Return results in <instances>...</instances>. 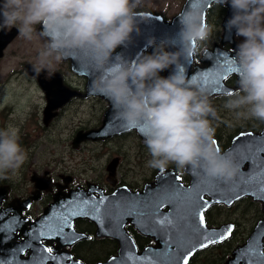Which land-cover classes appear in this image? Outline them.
Segmentation results:
<instances>
[{
    "label": "flooded vegetation",
    "instance_id": "1",
    "mask_svg": "<svg viewBox=\"0 0 264 264\" xmlns=\"http://www.w3.org/2000/svg\"><path fill=\"white\" fill-rule=\"evenodd\" d=\"M188 1L143 0V7L140 10L173 22ZM190 1L195 6L208 5L205 13L206 21L214 25V31L207 48L214 50L215 46L219 45L222 52L233 56L237 44L243 38L236 37L225 28L229 7H219L215 4V0L210 4L206 0ZM44 43L45 41L39 37L32 41L23 39L15 27L0 29V75L6 70L5 60L14 57L12 65H19L20 76H23V78H0V113L5 114V120L10 119V122L4 124L0 120V129L8 125L18 127L21 146L31 157L39 148L41 140L45 138L49 140L48 134L40 132V128L41 134L37 142L28 143L25 139L26 136L33 134L30 129V123L33 122L31 117L39 108V103H43L40 119L44 123L43 127L46 128L57 118L65 117L72 110L82 112V107L85 106L82 101L99 102L97 101L99 99L102 113L93 123L90 121L87 125L84 122H88L89 119L81 118L80 125L72 129L69 138V149L80 150L84 145L83 142H90L92 144L90 150L95 149V163L90 169H87L86 165L84 171L79 170L75 175L71 169L63 167L67 159H60L63 162L60 163L55 161V154H46L48 159L43 160L41 164L39 162L41 168L30 165L28 159L15 176L0 178V264H163L162 256L157 258L153 254L159 251L158 247L163 244L162 240L142 234L130 218L124 223V228L132 237L133 244L126 251L124 250V254H119L122 239L119 240L113 234H98L99 225L95 219L98 211L93 210L97 208L89 207L88 204L98 201L100 197L120 192L124 202L137 205L141 195L157 188L159 174L174 173L184 185H189L197 176L196 170H202L195 169L193 174L191 171L181 170L170 164L163 171L152 168L150 174L142 180L129 179L123 170V155L117 141L123 140V143H126L130 136H136L144 153V150L148 149L144 143L143 133L138 128L127 126L120 132L103 135L106 131V125L103 128L105 114L110 105L99 95H86L90 77L86 73L76 71L79 68L76 55L61 60L53 69L41 71L38 75L33 70L37 63L38 51ZM11 46L13 50L8 53ZM148 51L151 52V49ZM201 55L194 58L196 62ZM167 72L168 70L161 75L166 76ZM93 73L99 74V71ZM223 81L227 90L211 96L210 99L220 117L214 122L215 144L222 154L229 156L228 152L234 140L242 134L262 133L264 121L237 120L233 113L225 109L223 107L225 94L238 89V76L234 73H226L223 75ZM102 116L100 127L87 130L90 126H97ZM101 128L103 129L100 134L104 136L101 137L102 139H86L75 143L81 132ZM77 129L80 130L74 136ZM52 140L56 141V137H52ZM111 141H116V144ZM100 147H107L108 153L100 155L102 149ZM67 148V146L61 147L60 153L64 155ZM144 155L145 158H151L149 152H145ZM77 158L76 150L72 160ZM232 159L238 172H241L242 167L247 168L251 164L250 161ZM88 170L92 171L93 176L88 174ZM206 198L211 199L208 196ZM76 205L82 206L81 212L77 214L74 210ZM248 214H251V223L243 231L242 226ZM204 216L207 225L211 228L232 224V233L225 239L196 250L187 264H264V239H253L254 243L250 247H244L249 242V235L264 217L262 201L244 196L231 205L224 202L213 203L206 208ZM240 247L239 255L233 256ZM47 248H51L52 252H47ZM36 257L41 263L34 262Z\"/></svg>",
    "mask_w": 264,
    "mask_h": 264
},
{
    "label": "clouds",
    "instance_id": "2",
    "mask_svg": "<svg viewBox=\"0 0 264 264\" xmlns=\"http://www.w3.org/2000/svg\"><path fill=\"white\" fill-rule=\"evenodd\" d=\"M215 4L231 8L225 28L243 38L229 61L239 87L225 94L223 107L237 120L264 121V0ZM142 7L143 0H0V29L15 27L25 40L45 41L33 69L37 75L65 58L88 57L99 70L92 90L109 97L123 123L143 133L148 167L163 171L174 164L232 180L238 168L214 140L218 110L206 86L188 72L189 62L208 52L214 25L193 5L179 14L174 32L145 36L142 25L150 15ZM141 36L142 50L133 58L113 59ZM27 159L19 128L0 129V178L15 176Z\"/></svg>",
    "mask_w": 264,
    "mask_h": 264
},
{
    "label": "water",
    "instance_id": "3",
    "mask_svg": "<svg viewBox=\"0 0 264 264\" xmlns=\"http://www.w3.org/2000/svg\"><path fill=\"white\" fill-rule=\"evenodd\" d=\"M206 1L210 4L213 0ZM189 6H193L190 0L185 4L183 10H186ZM200 6L198 5L197 7ZM200 8L206 13L208 5ZM149 15V22L142 25L145 36L153 32L157 36H161L174 32L178 27L179 15L173 22L166 21L162 16L151 13ZM227 15L228 20L232 15L230 7ZM143 44L144 36L137 37L133 45L128 48H120L115 52L113 59L120 56L133 58L142 50ZM231 57L232 55L222 52L219 49V45H216L214 50L208 49L206 54H202L197 62L195 59L189 62V75L195 74L197 76V79L208 89L210 97L220 94L227 90V86L223 81V75L233 73L229 63ZM75 58H77L76 62L79 64V68L76 71L86 73L90 77V84L87 86L86 95H99L105 98L110 105L109 110L105 114L103 128L106 125V131L103 135H112L120 132L127 125L116 115L112 100L104 94L95 93L91 88L92 80L98 75L93 72H98L99 70L90 62L88 57L80 54V56L76 55ZM103 128L99 130L94 129L85 133L81 132L76 138L75 143L86 139L93 140L104 137L100 134ZM228 154L237 161H250L252 165L249 164L247 168L242 167L241 172L237 171L236 176L230 181H224L220 178L210 179L204 175L203 171L196 170L197 176L194 177L189 185H184L180 181V178L175 179L178 176L174 173L159 174L157 177V188L141 195L137 205L135 203L128 204L124 202V198L120 192H115L106 197H100L98 201L92 204L89 203V207L99 209L95 218L99 225L98 234H113L119 240L122 239L120 240L122 243L119 254H124L126 249L133 244L132 237L124 228V223L130 218L142 234L157 240H162L163 244L159 245V251L153 254L157 258L162 256L163 264H184V261H188L196 250L203 247L202 245H209L213 241H220L222 240L221 236L225 238L229 237L233 230L232 224H224L220 228H211L207 225L205 216L204 223H200L199 215L201 212L204 215V211L210 204L224 202L227 205H231L235 200L244 196H250L254 200L262 201L264 204V130L258 134L248 133L238 136L234 140ZM185 171H191L194 174L195 169L185 168ZM206 196L211 199L207 200ZM169 199L172 200V203L168 202ZM161 200H164V203L161 204ZM158 204L160 206L157 213L156 206ZM74 207L76 214L81 212V205ZM127 213L130 215H126ZM165 218L170 223H159V221ZM153 220L156 222L154 223ZM120 223L122 224L120 225ZM229 228H231L230 234L228 232ZM253 239H264V217L249 235V242L244 247H250L254 243ZM240 249L241 247L234 252L233 256L240 253L238 251ZM38 260V257H36L34 262H40Z\"/></svg>",
    "mask_w": 264,
    "mask_h": 264
},
{
    "label": "rangeland",
    "instance_id": "4",
    "mask_svg": "<svg viewBox=\"0 0 264 264\" xmlns=\"http://www.w3.org/2000/svg\"><path fill=\"white\" fill-rule=\"evenodd\" d=\"M13 50V46L10 47L8 50V53H11ZM8 57V56H7ZM14 57H8L7 60H5L6 70L3 75H0V78L6 79L7 77H19L23 78V76H20V71L21 67L19 65H12ZM99 102L91 101V100H84L82 101L85 106L82 107V112H77L75 110H72L68 112L65 117L61 116L57 118L53 123H50L49 125L44 128V123L40 119V111L41 107L43 106V103H39V108L34 111L31 119L33 120L32 123H30V129L32 131V135L26 136L25 139L28 141V143H33L37 142L38 139L40 138V132H44L46 135L48 134L49 140L46 138L41 140L39 143V148L37 149L36 152L33 153L31 157L28 156L30 165L33 167H38L39 162L40 164L43 162V160H47L48 157L46 154H55V161H60V159H67L63 164V167H67L71 169L74 174L79 170L84 171L86 169H90L92 164L95 163V149L90 150V146L92 144L90 142H83V146L80 150L78 149H69V144H70V133L72 129L78 127L80 125V119L81 118H86L89 119L88 122L85 125L89 124L90 121L93 123L96 120V117L99 116L100 113H102L100 109L101 105V100L97 99ZM96 106V108H95ZM104 115V114H103ZM102 118L99 121V124L97 126H90L87 128L93 129V128H98L101 125ZM0 120H2V123L4 124L5 122H10L9 118H6L5 120V114L0 113ZM241 121H246L248 122L249 120H244V119H239ZM84 125V126H85ZM39 128L41 131L39 132ZM80 129H77L74 133H77ZM52 137H56V141L52 140ZM111 143H115L116 141H111ZM139 142L136 136H130L128 138V142L123 143V140L120 142L117 141V145H119V148L121 149L122 155H123V170L127 173V177L131 180L135 178H139V180H142L146 178L152 168L147 166V162L151 159L149 157L145 158L144 153L148 152V150H144V153L142 152V148L139 146ZM29 145V144H28ZM63 146H67L68 148L66 149V153L63 155L60 153V149ZM97 147V146H96ZM89 148V149H88ZM102 148L100 151V155H104L108 153L107 147H100ZM76 150L78 154L77 159H73V157L76 155ZM44 155V156H41ZM27 159V160H28ZM88 174L90 176H93V173L91 170H88ZM251 223V214L246 215V219L244 221V224L242 226L243 231H245L246 227H249Z\"/></svg>",
    "mask_w": 264,
    "mask_h": 264
},
{
    "label": "snow or ice",
    "instance_id": "5",
    "mask_svg": "<svg viewBox=\"0 0 264 264\" xmlns=\"http://www.w3.org/2000/svg\"><path fill=\"white\" fill-rule=\"evenodd\" d=\"M175 179H179V177H176ZM168 202H169V203H172V200L169 199ZM160 203H161V204L164 203V200H161ZM159 206H160L159 204L156 206V208H157V213H158ZM94 210H95V211H99L98 208H97V209H94ZM154 215H155V214H154ZM199 220H200V223H201V224L204 223V215H203L202 212H201L200 215H199ZM153 222L155 223L156 221L153 220ZM159 223H161V224H165V223H170V221H169L167 218H165L164 220L159 221ZM228 232H229V234L231 233V228L228 229ZM224 238H225L224 236H221V239H224ZM213 242H215V241H213ZM202 246H203V247H207V245H202ZM46 251H47V252H52V249H51V248H47ZM53 259H54V258H53ZM184 264H187V260L184 261Z\"/></svg>",
    "mask_w": 264,
    "mask_h": 264
}]
</instances>
